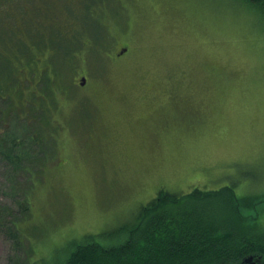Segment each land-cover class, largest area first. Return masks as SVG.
<instances>
[{
    "label": "rangeland",
    "instance_id": "obj_1",
    "mask_svg": "<svg viewBox=\"0 0 264 264\" xmlns=\"http://www.w3.org/2000/svg\"><path fill=\"white\" fill-rule=\"evenodd\" d=\"M10 1L25 7L15 30L26 26L19 37L34 48L32 58L29 47L4 49L0 39V222L16 215L32 182L21 257L31 249L30 261L54 264L71 239L117 238L113 230L135 222L161 188L229 186L264 201L258 16L225 0H82L85 9L75 0L64 18V0H0L4 27L21 16L6 10ZM123 42L127 52L110 59ZM5 223L0 264H19Z\"/></svg>",
    "mask_w": 264,
    "mask_h": 264
},
{
    "label": "trees",
    "instance_id": "obj_2",
    "mask_svg": "<svg viewBox=\"0 0 264 264\" xmlns=\"http://www.w3.org/2000/svg\"><path fill=\"white\" fill-rule=\"evenodd\" d=\"M225 1L229 2L228 6L233 9L235 5H238L242 10L258 16L261 32L264 34V0ZM64 2L66 10H64L63 17L68 18L69 14L76 12L75 6L74 11L72 10V5L76 1L64 0ZM79 4L80 8L85 9L82 0ZM6 10L11 15L20 14L21 16L13 15L15 27L7 25L4 27L0 22L2 47L17 49L20 52H23L24 47H29L25 52L33 58L31 52L34 48L26 41L24 34L23 38L19 37L21 33L29 29L21 24L22 29L15 30L19 28L17 22L19 17L24 18L27 15L24 13L25 7H20L18 10L12 3V6ZM52 12L53 10L47 13L48 17ZM87 13L94 18V24L101 23V19L95 16L96 13L89 12L88 7ZM51 19L54 21L55 29L59 28L60 21ZM4 34L7 35L6 38L3 37ZM131 36H134V33L127 35L129 39ZM126 46L128 47V43L123 42L116 51L109 55V58L112 60L118 58L117 53ZM43 51L51 52V45L46 44ZM53 54L57 56L54 51ZM75 57L77 54H73L66 60V64L72 69L76 65ZM8 64L3 65L8 67ZM45 71L43 77L46 74L51 77L48 67ZM0 73L3 75L2 70ZM48 76L45 77V83L49 81ZM81 76L86 80L85 75ZM81 81L82 79H80L79 86L84 85H81ZM32 135L33 139L36 137L41 139V136H37L36 133ZM14 142L15 140L13 141L15 145ZM28 180L30 184L27 182V188L20 192L21 197L17 203L16 215L8 213V216L12 217L11 220L1 221L2 223L8 222L5 225H7L9 236L13 239L12 246L16 253L14 261L19 264H35L33 260L30 261L31 249L22 257L18 252L19 249H23L22 244L24 243L22 236L24 231L21 225L23 221H26L31 206L32 182L30 178ZM227 187L211 191L194 188L182 194L161 188L137 211L135 222L113 230V232H118L119 237L102 241L95 233L71 239L67 241L68 243L73 242L70 253L54 264H235L248 255L253 256L254 264H264V226L259 223L263 208L255 207L257 203H264V201L260 200V196L252 194V196L240 197L234 193L232 188ZM218 192L221 197L218 196ZM249 197L251 199H248ZM2 214L3 212L0 211V220Z\"/></svg>",
    "mask_w": 264,
    "mask_h": 264
},
{
    "label": "water",
    "instance_id": "obj_3",
    "mask_svg": "<svg viewBox=\"0 0 264 264\" xmlns=\"http://www.w3.org/2000/svg\"><path fill=\"white\" fill-rule=\"evenodd\" d=\"M82 81H81V85L84 84L85 82V78L84 77H81ZM235 264H254V261H253V256L252 255H248L247 257H245L242 261L240 262H237Z\"/></svg>",
    "mask_w": 264,
    "mask_h": 264
},
{
    "label": "flooded vegetation",
    "instance_id": "obj_4",
    "mask_svg": "<svg viewBox=\"0 0 264 264\" xmlns=\"http://www.w3.org/2000/svg\"><path fill=\"white\" fill-rule=\"evenodd\" d=\"M127 46L126 47H123V49L121 50V52H119V53H117V56H118V58L122 55V54H124L125 52H127Z\"/></svg>",
    "mask_w": 264,
    "mask_h": 264
}]
</instances>
